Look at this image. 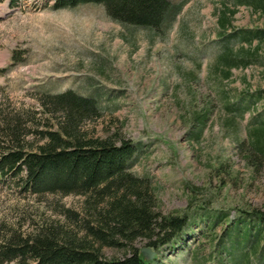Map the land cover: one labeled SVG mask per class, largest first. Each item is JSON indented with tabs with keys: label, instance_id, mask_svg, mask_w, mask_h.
Masks as SVG:
<instances>
[{
	"label": "rangeland",
	"instance_id": "obj_1",
	"mask_svg": "<svg viewBox=\"0 0 264 264\" xmlns=\"http://www.w3.org/2000/svg\"><path fill=\"white\" fill-rule=\"evenodd\" d=\"M168 1L174 13L154 30L112 20L92 3L55 9L45 0H0V110L28 124V148L43 141L35 130L55 128L41 96L70 90L93 98L98 113L79 130L129 141L130 170L149 177L157 210L187 213L179 237L151 249L152 264H264L263 238L256 244L264 221L255 218L264 214V162L255 168L242 150L251 126L264 122V8ZM256 30L247 41L230 36ZM227 41L248 62L225 74ZM25 186L22 173L0 168V231L73 227L65 215L79 212L81 195ZM125 249L101 253L120 258Z\"/></svg>",
	"mask_w": 264,
	"mask_h": 264
},
{
	"label": "trees",
	"instance_id": "obj_2",
	"mask_svg": "<svg viewBox=\"0 0 264 264\" xmlns=\"http://www.w3.org/2000/svg\"><path fill=\"white\" fill-rule=\"evenodd\" d=\"M51 1L55 9L98 4L112 20L154 30L174 13L168 0ZM238 1L264 8L261 0ZM224 20L223 17L219 24L223 26ZM260 34L256 30L230 36L238 35L247 41ZM221 46L224 49L221 59L227 65L225 74L230 67L247 64V57L231 54L228 41ZM39 102L42 112L54 118L55 128L35 130L43 141L33 147L26 148L23 141L28 130L25 120L9 117L0 110V168L22 173L25 187L33 193L81 195V206L79 212L66 211L72 228L43 224L26 234L1 229L0 264H152L154 258L144 260L133 242L144 239L145 246L157 250L175 241L188 224L187 213L161 214L157 210L149 177L130 170L134 146L129 141L119 139L115 144L109 138H92L79 130L81 123L98 113L93 98L65 90L45 94ZM235 105L232 107L237 108ZM247 137L243 158L256 168L264 162V122L251 126ZM262 215L255 216L258 223L264 221ZM260 233L256 244L263 238L259 256L263 258L264 236ZM102 247H127V254L106 258L101 253Z\"/></svg>",
	"mask_w": 264,
	"mask_h": 264
},
{
	"label": "water",
	"instance_id": "obj_3",
	"mask_svg": "<svg viewBox=\"0 0 264 264\" xmlns=\"http://www.w3.org/2000/svg\"><path fill=\"white\" fill-rule=\"evenodd\" d=\"M138 251L141 257L147 261L153 256V251L149 247H140Z\"/></svg>",
	"mask_w": 264,
	"mask_h": 264
}]
</instances>
